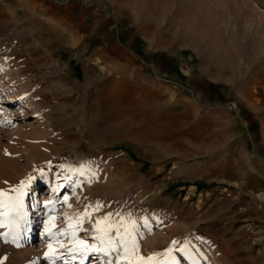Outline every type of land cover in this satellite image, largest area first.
<instances>
[{"label":"rangeland","instance_id":"obj_1","mask_svg":"<svg viewBox=\"0 0 264 264\" xmlns=\"http://www.w3.org/2000/svg\"><path fill=\"white\" fill-rule=\"evenodd\" d=\"M22 183L2 264L116 261L69 251L106 216L133 264H264V0H0V191Z\"/></svg>","mask_w":264,"mask_h":264},{"label":"snow or ice","instance_id":"obj_2","mask_svg":"<svg viewBox=\"0 0 264 264\" xmlns=\"http://www.w3.org/2000/svg\"><path fill=\"white\" fill-rule=\"evenodd\" d=\"M23 183L19 189H12L11 191L17 192L16 196H7L3 191H0V227L11 226L15 219L22 214V199L23 196ZM100 205H97V210ZM88 215L87 212L84 214ZM7 221V225H6ZM110 217L106 216L103 220H97L94 227L96 235L94 240L96 243L88 244L86 241L75 240V234H73V248L69 251L75 259L77 255L86 257L90 253H95L97 255L109 256L111 253H117L116 261H109V264H121V261H128V264H133L129 257L134 255L139 251V246L133 233L135 231V223L124 224L123 218H121L120 223L112 224L109 223ZM82 223V218L78 220V224ZM103 225V226H102ZM71 227V225H70ZM123 227V231H121ZM115 231L113 236L111 233ZM65 235V233H60ZM7 235V234H5ZM60 243V241H57ZM49 249H52V244H49ZM171 250H169L170 252ZM49 253H45V258H49ZM56 258V257H52ZM141 264H151L152 257L139 258ZM2 264V260H0Z\"/></svg>","mask_w":264,"mask_h":264},{"label":"crops","instance_id":"obj_3","mask_svg":"<svg viewBox=\"0 0 264 264\" xmlns=\"http://www.w3.org/2000/svg\"><path fill=\"white\" fill-rule=\"evenodd\" d=\"M37 1H49V0H37ZM70 6V3L69 2H67L65 5H64V8H68ZM81 14V11L79 10V15ZM141 50H143L142 49V47L141 46H139V47H137V55L138 54H140L141 53Z\"/></svg>","mask_w":264,"mask_h":264},{"label":"bare ground","instance_id":"obj_4","mask_svg":"<svg viewBox=\"0 0 264 264\" xmlns=\"http://www.w3.org/2000/svg\"><path fill=\"white\" fill-rule=\"evenodd\" d=\"M259 198H263L264 199V195L261 194V195H258Z\"/></svg>","mask_w":264,"mask_h":264}]
</instances>
